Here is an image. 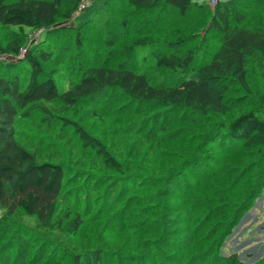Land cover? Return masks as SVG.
<instances>
[{"label":"trees","instance_id":"1","mask_svg":"<svg viewBox=\"0 0 264 264\" xmlns=\"http://www.w3.org/2000/svg\"><path fill=\"white\" fill-rule=\"evenodd\" d=\"M104 1L102 7L99 6L100 9L108 5V0ZM81 2L82 0H0V23L18 30V37L6 47L0 46V53L17 57L30 38L28 31L36 33L44 30L48 35L58 29L56 25L60 22L69 25ZM127 6L132 11L144 12L159 7L174 9L182 16L195 8L211 18V27L203 31V37L202 31L198 29L189 39L178 37L180 46L186 45V41L189 44L191 40L195 42L197 39L200 43L196 41L197 45L187 49V52L163 53L157 59L159 68L181 73L180 82L155 83L149 76L150 72L133 69L125 60L116 62L120 56H126L134 49L144 51L146 48H154L157 35L151 31L137 36L122 51L111 49L104 62H97L87 54L82 65L78 60L77 63L76 59L73 60V67L80 69V76L63 91L57 81V67L47 68L48 62L59 60L50 48L52 40L47 38L49 35L41 43L29 47L23 59L12 60L6 65L0 63V242L3 241L0 264H8L16 250L13 264H27L28 247L24 248L27 245L24 234L32 228L39 227L45 233L56 229L69 235L76 234L82 228H89L92 221L100 222L104 217L113 218L117 213L106 210L104 205L98 203L99 196L104 194L101 189L109 170L116 173L115 177H125L121 180L108 179L111 181L108 189L114 191L119 188L118 199L120 196L125 198L123 218L129 217V213H133L134 208L141 205L140 210L152 219L148 221L144 218L143 223L135 227L148 232H154L151 226L157 229V234L151 233L154 235L142 238L141 254L126 249L128 253L119 254L121 261L123 254L130 260H151V256L153 260L169 243L175 244L177 241L187 244L193 241L187 238L182 240L185 234L175 233L170 228V225H178L177 218L172 217L176 206L169 204L174 191L172 185L178 182L182 172L188 170L193 163L173 166L172 173L164 177L161 155L164 153L165 140L161 132L167 130L168 125H154L150 131H135L137 139L128 149L123 135L109 137L103 119L99 118L102 112L98 111L97 124L92 126L69 116V112L86 99L105 97L102 104L111 105L110 100L114 104L119 92L124 95L128 106L136 105L134 109L137 108L138 111L146 106L161 110L186 109L208 118L211 106L220 107L221 100L224 99L223 92L217 91L214 94V83L233 80L244 86L246 94L258 103L247 101V106L250 107L229 121L231 137L239 140L237 145L229 147L245 148L249 153L257 150L258 156L264 155V92L255 91L252 83L254 74L261 82L264 81V0H221L215 6L208 1L198 0H127ZM84 22L73 27L79 29L75 37L79 53H83L85 47L80 30L86 24ZM123 24L129 27L126 19ZM73 28L70 27L71 30ZM211 31L217 33L215 45L208 41L207 33L210 36ZM206 47H210L209 52ZM128 110V107H124L125 113ZM25 121H37L39 125L52 131L59 129L57 137L50 140L49 149L44 151L24 135L20 127ZM52 131L50 135L53 134ZM69 132L78 138L77 146L70 152L62 146L63 142L67 143L65 139ZM218 145L224 147L221 143ZM216 149L208 141L201 142L197 147L200 154L196 157L200 158L199 161H206L205 168L202 170L199 163L197 167H193L196 180L193 187L182 192L178 203L180 209L193 201L197 188L202 187L203 182V187L208 185L220 195L219 200L227 196L228 203L217 207L221 220L215 223L208 234L217 232L214 230L218 228V224H227V221L222 220L224 209L229 206L230 199L247 191L250 184L249 179L238 183V168L231 163L225 150ZM138 159H141V170L146 174V179L150 178L149 182L129 173ZM220 170L224 173H219ZM218 173L222 175L218 176ZM161 183L165 185L159 186ZM152 188L153 192L157 189L156 193H152ZM117 215L114 217H118ZM10 232L16 233L15 239L9 237L12 234ZM151 244L158 252L152 253L149 249ZM64 250L66 253L67 250ZM45 252L43 247L39 256H45ZM83 255L77 250L72 264H94L91 254L88 258L87 255L82 258ZM230 257L229 261L235 264L236 256ZM97 261V264H106L102 253H99Z\"/></svg>","mask_w":264,"mask_h":264},{"label":"rangeland","instance_id":"2","mask_svg":"<svg viewBox=\"0 0 264 264\" xmlns=\"http://www.w3.org/2000/svg\"><path fill=\"white\" fill-rule=\"evenodd\" d=\"M103 1L94 0L93 2L92 0L93 3L91 2V5L80 13L77 18L72 19L73 21L69 25L66 22H60L56 25L58 29L48 34L49 37L47 38L52 40L50 48L54 50V56L59 57V60H51L47 63V68L57 67L56 77L60 89L63 91L69 88L72 82L80 76V69L73 67V60L76 59V63L78 60L79 64L82 65L87 54L92 59H96L97 62H104L107 53L111 49L122 51L125 46L131 45L137 36L150 31L155 32L157 35V43L154 48H146L144 51L134 49L128 55L120 56L116 62L125 60L133 69L150 72L149 76L155 83L180 82L182 74L166 68H159L157 59L163 53L187 52V49L197 45L196 41L200 43V40L197 39L195 42L191 40L189 44L186 41L187 46L183 44L180 46L178 37L189 39L197 29L202 31V35L205 29H210L211 18L195 8L190 10L186 16L180 15L177 10H167L162 7L150 12L132 11L127 6V0H108V5L100 9L99 6L102 7L101 4L105 2ZM125 19L129 23V27L123 24ZM84 21H86V24L80 30H82L85 47L83 48L84 52L79 53L75 44L76 33L79 29L73 27H78L76 25H80ZM28 33L30 38L24 47L26 51L29 47H33L35 43H41L47 35V31L44 30L36 33L28 31ZM216 35L215 31H211L210 36L207 33L208 41H212V45H215ZM204 36L206 37V34ZM17 37L18 30L16 28L7 27L0 23V46L6 47L10 41H14ZM206 48L209 52L210 47ZM26 51H23V53H26ZM15 59L18 58L11 54L0 53V63L3 65ZM23 69H25L24 65ZM2 71H5V69L2 68ZM25 71L27 73V69ZM261 81L255 74L252 76L255 91L258 90L259 92L261 90L264 92V81ZM262 84L263 86L259 87ZM213 86L214 94L216 95L217 91L223 92L224 99L221 100L222 105L220 107L217 105L211 106L208 118H203L186 109L170 108L161 110L158 107L151 109L149 106H141V111H138L137 108L134 109L136 105L128 106L129 104H127L124 95L122 96L119 92L117 93L118 99L114 104L111 100V105L109 103L102 104L105 97L86 99L69 112L70 117L78 119L88 126L97 124L98 118L96 115L98 111L102 112L99 118L103 119V125L107 129L109 137L115 134L123 135L125 146L128 149L137 139L135 131L139 129L150 131L153 130L154 125H168L167 130L164 129L161 132L165 140L164 153L161 155L162 167L165 172L164 177H168L172 173L171 167L173 166L181 167V163H193L188 170L182 172L178 182L172 185L175 192L171 193L172 199L169 204L176 206L172 217L177 218L178 225H170V228L175 233L185 234V238H182V240L187 238L193 241L187 244L175 241V244L172 242L164 246L160 252L156 251L155 246L151 244L149 249L152 250V253H159V255L158 253L157 256L155 255L153 260L152 256L150 257L151 260H148L149 258L146 260H130L126 254H123V260L121 261L119 254L128 253V251H125L126 249L141 254L143 251L142 238L146 237L145 235L153 236L157 234V229L151 226L154 232H148L142 228L140 229V227H138L139 229L135 227L138 224L141 225L144 218L148 221L152 219L151 216L140 210L141 205L134 208V214L129 213V217L123 218L125 216L123 212L125 198L123 199L120 196L118 199L119 188L114 191L108 189V183L111 182L108 179L117 178L121 180L125 177H115L116 173L109 170L105 185L101 189L104 194L100 192L102 195L99 196L98 203L104 205L106 210L117 213L118 217L113 215V218L104 217L100 222L92 221L89 228H82L76 234L69 235L56 229L47 233L39 227L30 229L24 234L25 244H27L24 245V248L25 246L28 247L27 264H72L77 250L84 254L81 256L82 258L85 255L88 258L91 254V261L94 264L98 262L99 253H102L106 264H234L229 261L231 255L236 256L235 264L264 263V155L263 157H261L262 155L258 156L257 150L249 153L245 148L229 147L237 145L239 140L231 137L228 127L232 117L250 107L247 106V101L250 100V103L253 104L258 102L246 94L244 86L242 87L233 80L215 82ZM108 98L111 99V97ZM124 107H128L130 110L125 113ZM142 120L143 123L141 124ZM20 129L32 143L38 144L44 151L50 148V142L57 137L56 133L59 130L57 128V130L52 131L42 127L37 121H25ZM50 131L53 133L52 136ZM65 140L67 143L63 142V148H67L69 152L73 151L78 144V138L74 133L69 132ZM68 140L70 141L68 142ZM206 141L210 142L215 149L218 146L216 151L221 149L227 152L231 163L238 168L236 173L239 174L237 177L240 180L239 184L245 182L246 179H249L250 183L247 191H243L235 198L230 199L231 202H229L227 209H224L225 214L222 219L227 221V224L225 226L218 224V228L214 230L217 232L212 234H208V232L213 229L212 227L215 226L216 222L221 220L217 207L228 203L227 196H224L223 200H219L220 195L216 194L208 185L203 187V183H205L203 182L202 187L197 188L195 197L192 198L193 201L178 209L182 192L193 187L196 180V175L192 170L193 167H197L199 163L202 170L205 168L206 161H199L200 158L196 155L200 154L197 147L201 145V142ZM220 143L224 147H219L218 144ZM129 173L133 177L139 176L149 182L150 178L146 179V174L141 170V159L137 160ZM219 173L224 172L220 170ZM247 176L249 178H246ZM163 185L165 184L161 183L159 186ZM153 188L152 193H156L157 189L155 188L153 192ZM195 199L199 200L195 201ZM0 213L2 214L1 210ZM207 213H209V217L206 216ZM118 219L120 220L118 221ZM202 223H204L203 226ZM10 233L12 234L9 237L15 239L16 233ZM130 236L133 238H130ZM174 237L176 236L174 235ZM2 243L3 241L0 242V248ZM45 244L46 246H44ZM43 247H45L46 252L45 256L41 257L39 253ZM64 249L67 250L66 253ZM88 250L90 251L87 252ZM16 255L17 250L8 264H13Z\"/></svg>","mask_w":264,"mask_h":264},{"label":"built area","instance_id":"3","mask_svg":"<svg viewBox=\"0 0 264 264\" xmlns=\"http://www.w3.org/2000/svg\"><path fill=\"white\" fill-rule=\"evenodd\" d=\"M91 2H92V0H82V2L80 3L77 11L74 13L72 19L77 18V16H79L80 13H82L87 7H89L91 5ZM93 2H94V0H93ZM208 2H209L210 5L215 6L216 4H218L220 2V0H209ZM23 51H26V49L23 48L21 50L20 55L17 56L18 59H23L25 57L26 53H23Z\"/></svg>","mask_w":264,"mask_h":264},{"label":"crops","instance_id":"4","mask_svg":"<svg viewBox=\"0 0 264 264\" xmlns=\"http://www.w3.org/2000/svg\"><path fill=\"white\" fill-rule=\"evenodd\" d=\"M203 1H207V0H200L199 2H203Z\"/></svg>","mask_w":264,"mask_h":264}]
</instances>
